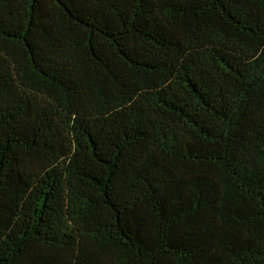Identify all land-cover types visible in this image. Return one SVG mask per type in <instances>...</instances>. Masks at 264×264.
Listing matches in <instances>:
<instances>
[{
	"label": "trees",
	"instance_id": "16d2710c",
	"mask_svg": "<svg viewBox=\"0 0 264 264\" xmlns=\"http://www.w3.org/2000/svg\"><path fill=\"white\" fill-rule=\"evenodd\" d=\"M0 264H264V0H0Z\"/></svg>",
	"mask_w": 264,
	"mask_h": 264
}]
</instances>
